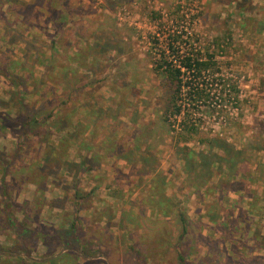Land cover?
I'll use <instances>...</instances> for the list:
<instances>
[{"label": "rangeland", "instance_id": "374dc122", "mask_svg": "<svg viewBox=\"0 0 264 264\" xmlns=\"http://www.w3.org/2000/svg\"><path fill=\"white\" fill-rule=\"evenodd\" d=\"M25 1L33 3L32 8L48 23L41 20L32 25L25 22L24 15L9 16V2L0 0V67L21 75L29 92L23 100L34 110L47 112L55 107L56 114L62 113L82 103L77 100L79 91L74 92L77 101L66 103L67 95L59 79L61 66L68 62L67 41L78 43L76 48L82 45L77 53L82 52L86 58L73 66L69 64L68 72L73 77L81 76L83 82L97 81L95 88L100 91H95L94 98L101 99L107 116L114 114L111 122L118 132L116 141L129 150L132 159L131 163L114 162L118 164L116 169L111 168L110 176V163L102 166L99 174V164L94 162L77 177V165L82 159L77 155L87 151H79L77 145L68 148L67 160L75 165H62L52 144H57L65 132L52 130V116L41 128L24 133L22 146L18 142L23 122L18 88L0 71L1 211L7 202L2 197L3 183L12 201L9 215L0 211V250L12 252V256L0 264H15L20 256L29 258L20 260V264H51L49 250L52 256L62 254L69 243L76 241L93 254L83 259L72 253L67 260L52 264H179L180 253L185 264H263L261 237L252 241L233 236L241 238L234 249L228 241L231 225L247 210L251 199L247 194L255 192L264 205V175L256 171L258 179H248L256 167L264 172V29L259 28L264 25V0ZM55 15L66 18L63 21L60 17L56 23ZM175 32L187 33L185 43H176L182 50L195 47L215 51L221 74L240 89L238 102L233 99L234 93L226 107L200 112L198 119L207 136L226 140L232 149L228 154L226 149L213 148L218 155L229 159L241 151L237 170L242 174L243 167L247 177L222 173L226 165L220 163L212 166L214 175L205 188L198 191L190 186L174 147L175 132H169L164 121L167 88L162 75L154 69L158 55L170 42L169 35ZM15 61L26 66L14 65ZM77 69L78 74L74 73ZM78 85L81 84H75ZM90 87L94 86L86 88L89 94H85V102L91 100L92 91L87 90ZM187 90L184 86V96ZM187 109L186 106L184 111ZM194 111L198 112L193 109L191 113ZM138 133L141 136L136 142ZM134 142H140L141 149L134 150ZM199 143L190 145L197 151L207 150V144ZM148 146L154 158L144 166L137 161L140 151ZM245 157L246 162H239ZM152 170L156 175L150 173ZM220 181L234 182L239 188L222 192L216 188ZM77 192L81 199L76 204ZM154 192L169 199L163 207L157 205L169 208V213L149 204L147 200ZM181 211L190 225L183 238L179 235ZM75 213L80 218L77 231L69 229ZM240 218L238 223L245 222L246 226L248 219L245 215ZM253 218L260 222L263 233L264 215ZM8 219L10 224H6ZM56 230L66 232L67 245H50L48 249L46 240L52 239ZM35 233H41V239L34 247L26 243L23 235ZM82 248L81 245L77 250ZM5 255L2 259L9 257Z\"/></svg>", "mask_w": 264, "mask_h": 264}, {"label": "trees", "instance_id": "16d2710c", "mask_svg": "<svg viewBox=\"0 0 264 264\" xmlns=\"http://www.w3.org/2000/svg\"><path fill=\"white\" fill-rule=\"evenodd\" d=\"M9 2L10 7L8 8V15H14V16H20L24 15L25 22L28 24H38L40 21L44 20V23H48L47 18L43 17V15H40V13H37L35 9L32 8L33 3L25 0H6ZM56 17V23L58 22L61 15H55ZM7 18V17H6ZM43 18V19H42ZM66 16L63 15L61 19L63 21L65 20ZM47 20V21H46ZM65 24V22H64ZM62 23V25H64ZM260 29H264V25L260 26ZM187 34L186 32L177 33L175 32L173 35H169L170 42L167 44L166 49H163L161 54L158 55L159 59L157 62H155V71L159 72V74L162 75V78L164 79L163 85L167 88V103L165 104L164 109V121L168 123L169 126V132H175V135L173 136L174 141V147L177 150V153L180 155L181 160L183 161V168L184 172L188 176V180L190 181V186L196 190H201L202 188L206 187V184L208 185L213 178V168L215 164H222L225 163L226 168L225 171L222 173H227V175H230V177L238 178L239 175H244V169L242 168V174L237 170L238 167V161L237 156L241 155V151H236L234 156L230 157L229 159H226L225 157H221L218 155L216 151H213V148H221L226 149V153L231 152V148H228V143L226 140L219 138L217 136H207L205 132L202 129V126L199 123V119L201 118L200 112H206L207 110L215 111L216 108L219 106L226 107L229 103L232 102V100H236L237 102L239 99V93L240 89L236 85H232L229 83V79L225 78V75L221 74V67L219 65V62L217 61L216 52L210 51V50H203L201 48L196 49L195 47L189 48L187 47L186 50H182L179 45H177V42H183L185 43L184 36ZM56 41L54 42V44ZM69 59H71L69 57ZM53 62V57H52ZM14 65H24L26 66V63L17 62L15 61ZM83 66V64H82ZM11 69L15 70V66L11 64ZM69 62H66V64H63L61 66L60 71V77L61 80L60 86L61 89L65 92L66 96V103L77 101L78 99L81 102V99L85 98L87 96L86 88L88 86H94L97 83V81H88L83 82L81 76H71L68 72ZM9 69V68H8ZM7 67L1 66L0 71L1 73L9 79L11 83L17 86L18 88V97L19 100L17 101L20 107V116L23 119L22 122V137L18 140L19 144H22L23 146V136L24 133H28L32 131L33 128L39 129L42 125L45 124V122L48 121V119L52 116V130L57 128L59 131H63L64 129L70 128V132H66L64 136L59 137L57 144H52V151L54 152V149L56 151V155H59V159L61 161L63 160L62 165H75L73 164V161H68L67 157L69 156V153H67V149L71 148L72 146H78L79 151L81 150H89L91 147V142L84 139L83 142L80 141V139L83 137V122L79 119L81 115L80 106H82V103L80 105H75L71 109H69V112H59L55 113L56 108H52V111L43 112L40 110H34L29 104H27L23 98L24 95L29 93L26 89L24 79H22L17 72L9 71ZM67 70V71H66ZM78 69L74 71V73L78 74ZM52 74L54 73V67L52 65ZM188 77V79H186ZM6 78V79H7ZM59 82V83H60ZM75 84H81L78 86H75ZM184 86H187V95L184 96L182 91L184 89ZM229 86V88L227 87ZM219 87V88H218ZM228 88V89H227ZM54 89H52V95H53ZM79 91L80 98L72 99V95H74V92ZM77 93V92H76ZM93 93V92H91ZM235 93V94H234ZM86 94V96H85ZM89 94V93H88ZM232 94H234L232 99ZM185 100V101H184ZM93 101V98L91 100H87L84 102V107H90L94 105L91 103ZM186 102V103H185ZM187 106V110L184 111V108ZM191 109V110H190ZM193 109L198 110V112L194 111L191 113ZM19 116V117H20ZM182 116L181 119L179 117ZM110 117H114V114L111 112ZM173 117H176L179 119V122L174 119ZM79 120V121H78ZM90 122H87L86 126ZM264 125V121H263ZM153 131H149L151 134ZM140 133L136 134L135 141L138 142L140 140ZM80 141V143H79ZM135 143L133 146L134 149L139 150L141 149V143ZM194 142H200L202 144H207L208 148L207 150H201L197 151V148L192 147L190 144ZM199 143V144H200ZM59 145L61 148H59ZM116 147V146H115ZM127 151L124 150L121 146L118 150L114 149V152H119L120 154H123L121 156L127 157ZM69 152V151H68ZM131 154L130 152L128 153ZM140 160L142 165L147 166L148 163L152 162L150 158H154V153L152 150L150 151L149 146L144 149L143 151H140ZM83 153H78V157L82 158L81 162L77 165L78 171H77V177L80 176V172H87L88 168L91 167L95 160L93 157H86ZM64 158V159H63ZM247 157L241 158L239 162L243 163L247 161ZM60 161V164H61ZM225 161V162H224ZM5 168V165H3ZM220 166V165H219ZM148 170L149 167H146ZM84 170V171H83ZM241 170V169H240ZM256 171L261 172V175H264L263 168L258 169L257 167L252 169L251 176H248L249 181H255L258 179ZM153 172V170H152ZM220 173V174H222ZM247 177V176H246ZM204 179V181H203ZM2 197L3 199L7 201L5 203V213L8 214V208L10 207V204L12 203L9 194L7 193V185L2 184ZM217 189L220 191H225L229 188L234 189L235 191L238 190L239 187L234 186V182H223L220 181L218 183V186H216ZM2 191V190H1ZM4 193V194H3ZM78 195V196H77ZM249 197H251L250 201L247 203V210L244 212V214H239L236 219V223L231 225V236L228 241L229 247L231 249H234V244L236 242L240 241L239 239H234L233 236H239V237H245L252 241H258L261 239L262 236L261 228L259 227L260 222H256L253 218V215L262 217L264 215V205L261 204V201L259 197L254 193L247 194ZM157 196V198H156ZM81 195L79 192L75 194V203L77 204L80 202ZM155 199V201H154ZM169 200L165 195H163L161 192L159 194H156V192L151 193L149 196V204L152 205L153 208H156L158 211L162 210L160 212H163L165 214L169 213V208L160 209L157 207L159 205L160 207H163ZM37 202V201H36ZM3 210V211H4ZM1 211V209H0ZM1 211V213L3 212ZM9 215V214H8ZM245 215V218L248 219V223L245 226L244 223H238L241 221V216ZM79 214L75 213L74 215V222L71 223L70 228L71 230L78 229L79 224ZM178 220L180 222L181 230L180 234L183 238L186 233L189 232V221L187 218L186 213L183 211L178 213ZM9 219L6 220V224L9 223ZM227 224V222H225ZM240 224L241 227L238 225ZM249 224V225H248ZM12 225V223H11ZM244 225V226H242ZM227 229L230 228V225L227 224L225 226ZM253 228V229H251ZM69 230V232H71ZM253 230V231H251ZM65 235L66 232L62 230H56L52 233V239L46 240V244L48 245V249L50 245H54L53 247L57 246H64L66 247L67 244H65ZM264 235V234H263ZM25 237L26 243L33 244L35 247V244L37 242V239H41V233L38 235L36 234H29L23 235ZM264 241V236H263ZM70 242V241H69ZM227 244V243H226ZM83 246V248L80 250L79 247ZM26 252L28 250H25ZM74 254L73 256H77L79 258H87L90 254L89 250L85 247L83 243H80V241L71 242L69 243V248L65 249V252L58 253L55 256H52L53 252L52 250L48 251V254L50 255L49 262L52 264L57 263V261H63L67 260L68 257H72L70 254ZM9 255V257H3L4 255ZM91 253L90 255H92ZM5 255V256H6ZM12 256V252L9 251H1L0 250V262L2 260L9 261L10 257ZM179 258V264H185L184 261H186L184 255L181 253L178 255ZM138 257V256H137ZM18 261L15 262V264H20L21 261L27 260L29 258L20 256L18 257ZM21 260V261H20ZM37 261H35L36 263ZM257 262L253 263L256 264ZM24 264V263H23Z\"/></svg>", "mask_w": 264, "mask_h": 264}, {"label": "crops", "instance_id": "0c3cea01", "mask_svg": "<svg viewBox=\"0 0 264 264\" xmlns=\"http://www.w3.org/2000/svg\"><path fill=\"white\" fill-rule=\"evenodd\" d=\"M67 52L68 55L70 56L71 59H68L67 61L69 62V64L71 66H73V64H77L79 62H82L86 57L84 54H82V52H80L79 54L77 53L80 49L82 50V45H79L78 48H76L75 46H78V43H72L71 41H67ZM89 91H92L93 93L90 94V98H94V93L96 90V88L94 87H90L89 89H87ZM100 91V90H98ZM98 93V92H96ZM88 95V92H87ZM98 96V95H96ZM74 95H72V99H73ZM85 99V98H84ZM83 98L81 99L82 102V106H80V120L83 122L84 127L82 126V130L84 132L83 134V138L81 139V141L83 142V140L85 139L86 142L90 141L91 142V147L89 148V150H87V153H83L85 154L84 156L88 157H93L95 160V163L99 164L98 166V172L99 174L102 172V166L110 163V165L108 166V176H110L111 171H113L111 168L114 167L116 169V166L119 162H125V163H131L130 156L127 153V157L121 156L123 154H120L119 152H114V149L118 150L120 147V143L116 141V135H117V129L114 127V125H112V117L107 116L106 114V107H102V101L101 99H99L98 97L94 98V105L90 106V107H84V100ZM72 107H74V105H72ZM66 112H69V110H66ZM79 121V120H78ZM87 122H90L87 126ZM70 128L68 129H64V132H70ZM65 132V133H66ZM120 138V137H119ZM93 140V141H92ZM118 140V138H117ZM95 142V144H94ZM116 146V147H115ZM73 148V146L71 147ZM130 150H132V147H129ZM135 150V149H134ZM70 151V150H69ZM86 151V150H84ZM93 154V155H91ZM138 154V153H137ZM136 156V152L135 155ZM138 156V155H137ZM137 159H135L136 161ZM114 162H118V163H114ZM137 163H141V161H137ZM115 164V165H114ZM142 164V163H141ZM113 165V166H112ZM142 166V165H141ZM118 171V169H117ZM119 172V171H118ZM153 175H156V172H150ZM101 176V175H100ZM146 176V175H144ZM111 179V178H109ZM115 180V179H113ZM148 199V198H147ZM149 201V200H147ZM252 231V230H251ZM264 234V232H263ZM261 236V238L263 239V235ZM241 239V238H240ZM263 257H256L257 260L262 259ZM255 260V259H254ZM256 264H261V262H257ZM264 264V263H263Z\"/></svg>", "mask_w": 264, "mask_h": 264}]
</instances>
